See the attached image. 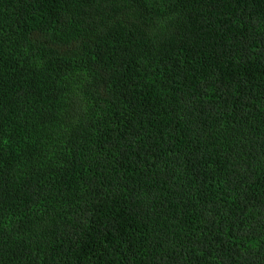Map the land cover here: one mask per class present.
<instances>
[{
  "label": "trees",
  "instance_id": "obj_1",
  "mask_svg": "<svg viewBox=\"0 0 264 264\" xmlns=\"http://www.w3.org/2000/svg\"><path fill=\"white\" fill-rule=\"evenodd\" d=\"M0 264H264V0H0Z\"/></svg>",
  "mask_w": 264,
  "mask_h": 264
}]
</instances>
